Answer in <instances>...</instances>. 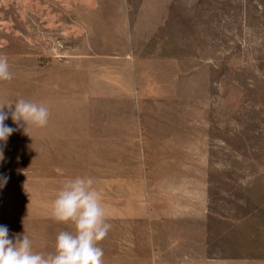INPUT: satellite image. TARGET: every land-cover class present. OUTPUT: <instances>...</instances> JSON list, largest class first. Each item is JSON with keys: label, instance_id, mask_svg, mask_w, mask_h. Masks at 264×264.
Listing matches in <instances>:
<instances>
[{"label": "rangeland", "instance_id": "obj_1", "mask_svg": "<svg viewBox=\"0 0 264 264\" xmlns=\"http://www.w3.org/2000/svg\"><path fill=\"white\" fill-rule=\"evenodd\" d=\"M96 1L89 16L78 0H0V104L50 110L0 145V225L54 253L73 226L51 204L91 176L104 264H264V0ZM129 40L135 58L117 55ZM183 160L207 183L147 167Z\"/></svg>", "mask_w": 264, "mask_h": 264}, {"label": "clouds", "instance_id": "obj_2", "mask_svg": "<svg viewBox=\"0 0 264 264\" xmlns=\"http://www.w3.org/2000/svg\"><path fill=\"white\" fill-rule=\"evenodd\" d=\"M12 78L7 56L0 55V82ZM6 107L8 111L4 110ZM9 117L16 128L5 124ZM49 118L50 110L43 103L19 98L11 104H0V145H5L17 130L23 129L28 135L29 127H46ZM3 160L0 146V161ZM7 181L6 175L0 176V188ZM51 215L57 222L73 226L70 231L58 233L54 253L35 251L25 233L9 238L8 227L0 225V264H104V252L99 243L108 235L111 224L102 195L94 187L91 176L67 179L51 204Z\"/></svg>", "mask_w": 264, "mask_h": 264}, {"label": "crops", "instance_id": "obj_3", "mask_svg": "<svg viewBox=\"0 0 264 264\" xmlns=\"http://www.w3.org/2000/svg\"><path fill=\"white\" fill-rule=\"evenodd\" d=\"M97 3L96 0H78V6L84 10H88V15L91 16L94 12V10L96 11V7H94V5ZM123 9V7H122ZM97 13H103V12H98ZM122 14H123V11H122ZM98 15H101V14H98ZM81 25V23H80ZM124 31V28L122 29ZM119 31V30H118ZM121 31V30H120ZM127 46V51L126 53H119L117 55H125L126 57H134L136 56V50L133 49L134 47L133 46V43L132 41L129 40L128 44L126 45ZM116 47H119V46H116ZM85 52H91V46L89 48H87L85 50ZM87 54V53H85ZM171 139H168V141L166 143L168 144H171ZM176 141V140H175ZM154 166L157 167V168H174L176 169L178 172L179 171H182L180 172L177 177H176V180L174 181V183H178L179 185H186L187 183L189 184H198L200 183V185H202L203 183H207V177L205 176L204 173H202L200 176H196L195 178L194 177H190L188 174H191V173H188L187 170L189 169L190 171L193 170V169H202L205 168L206 164L205 162L203 161H200V162H195V163H189L187 160H183V161H178V162H167V161H154L152 164H149V166H147L148 168H151V166ZM206 169V168H205ZM184 170V171H183ZM170 178V177H169ZM159 181H163V182H166V180L168 179L166 176L164 175H160L159 174V177H158ZM172 179V178H170ZM178 209V208H177Z\"/></svg>", "mask_w": 264, "mask_h": 264}]
</instances>
